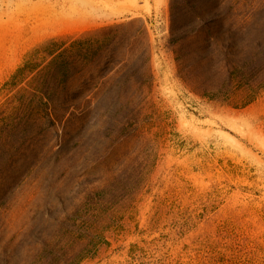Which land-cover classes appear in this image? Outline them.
<instances>
[{"label": "rangeland", "instance_id": "obj_1", "mask_svg": "<svg viewBox=\"0 0 264 264\" xmlns=\"http://www.w3.org/2000/svg\"><path fill=\"white\" fill-rule=\"evenodd\" d=\"M264 264V0H0V264Z\"/></svg>", "mask_w": 264, "mask_h": 264}, {"label": "trees", "instance_id": "obj_2", "mask_svg": "<svg viewBox=\"0 0 264 264\" xmlns=\"http://www.w3.org/2000/svg\"><path fill=\"white\" fill-rule=\"evenodd\" d=\"M167 264H173V261H171V262H169V263H167ZM175 264H177V263H175Z\"/></svg>", "mask_w": 264, "mask_h": 264}]
</instances>
